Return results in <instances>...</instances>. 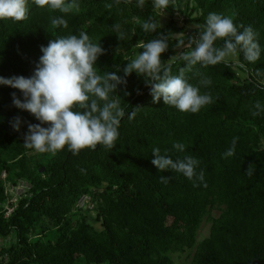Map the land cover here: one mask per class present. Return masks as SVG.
<instances>
[{
	"label": "trees",
	"instance_id": "1",
	"mask_svg": "<svg viewBox=\"0 0 264 264\" xmlns=\"http://www.w3.org/2000/svg\"><path fill=\"white\" fill-rule=\"evenodd\" d=\"M28 7L23 21L0 20V76L5 78L31 76L41 46L81 31L104 49L95 65L100 73L118 71L121 77L126 63L143 51L142 42L158 33L170 35L161 60L175 75L185 65L180 57L194 47L190 37L210 12L251 26L264 48V0H170L164 22L153 0H144L143 7L137 0H79V9L68 13L37 7L32 0ZM58 16L67 21L66 28L53 27L51 20ZM150 17L159 20L158 33L140 28ZM115 24L126 39H117ZM239 62L245 67L237 61L197 64L186 72L193 85L211 81L200 90L213 102L196 114L162 99L153 103L143 76L123 77L126 85L113 93L125 111L116 144L76 155L66 146L55 154L25 148L27 125L39 122L12 104V93L22 99L19 90L0 86V238L14 235L0 264H174L170 254L186 250H193L190 264H264V114L251 115L256 102L264 104V52L255 63L243 61L242 54ZM131 112L136 114L129 120ZM16 117L19 131L11 126ZM233 137H238L235 155L222 158ZM174 141L186 145L185 153L172 149ZM154 147L169 150L173 159L196 158L206 187L193 186L174 171L159 172L151 164ZM33 154L38 158L30 159ZM250 164L252 176L245 174ZM161 175L171 177L169 183H162ZM19 180L29 183V195L5 218L4 184ZM83 195L97 202L94 217L76 208ZM214 208L220 212L212 217ZM204 219L209 233L197 242Z\"/></svg>",
	"mask_w": 264,
	"mask_h": 264
},
{
	"label": "clouds",
	"instance_id": "2",
	"mask_svg": "<svg viewBox=\"0 0 264 264\" xmlns=\"http://www.w3.org/2000/svg\"><path fill=\"white\" fill-rule=\"evenodd\" d=\"M30 0H0V20L20 22L27 19ZM37 7L58 10L68 13L79 9V0H32ZM170 0H153V7L161 13L168 8ZM144 0H137V6L143 7ZM53 27H67L62 17L51 20ZM144 32H156L161 28L159 20L151 17L140 22ZM118 40L126 39L127 33L120 24L113 25ZM257 33L251 26L234 23L232 16L215 12L207 14L203 25L195 37H190L194 47L180 57L185 62L177 74H171V66L162 63L161 54L168 49L170 35L157 34V37L142 42L139 51L123 67V77L131 73L143 76L146 85H150L153 103L162 99L163 104L174 107L180 112L196 114L204 106L213 102L201 87H207L211 81L204 78L197 85L189 83L186 72L194 66H214L220 63L237 61L242 54L243 61L255 63L261 58L264 48L257 40ZM222 41V43H217ZM183 41H178L180 46ZM42 53L31 76H0V86L17 89L22 99L12 93V104L20 110L30 113L39 123L28 124L24 135V147L39 153H52L67 147L73 155L85 148L95 149L103 145L109 149L116 144L119 127L125 111L120 99L114 95L118 85H126L127 81L117 74L118 71L103 72L97 69L96 61L104 54V49L93 41L89 35L81 31L78 35L59 36L40 47ZM120 71V70H119ZM264 86V81H260ZM127 94V93H126ZM251 115L264 114V104L259 101L253 106ZM135 112L128 114L131 120ZM21 120L14 118L12 128L19 131ZM46 125V126H43ZM238 137H233L230 147L222 153V158L235 155ZM172 149L185 153L186 145L174 141ZM151 164L159 172L174 171L182 174L196 186L204 183L203 171L197 172L198 160L185 154L182 158L173 159L169 150L152 148ZM254 166L249 165L246 175H253ZM162 183H169L171 177L161 175Z\"/></svg>",
	"mask_w": 264,
	"mask_h": 264
},
{
	"label": "rangeland",
	"instance_id": "3",
	"mask_svg": "<svg viewBox=\"0 0 264 264\" xmlns=\"http://www.w3.org/2000/svg\"><path fill=\"white\" fill-rule=\"evenodd\" d=\"M182 15H176L175 18L176 20L180 21ZM160 17H161V21L164 22L167 17H168V13L163 11V13L160 12ZM189 26H193V23H189ZM181 34H175V37H181ZM229 62H236V61H232L230 60ZM39 155L37 154H33L30 157V159H35L38 158ZM97 202L96 201H92L91 199H88V201L85 203V205L81 208L82 211H88L91 217H94V212L93 209L96 206ZM220 210L217 208H214L210 211V216L215 217L219 214ZM94 227L96 229L99 228L98 223L92 222ZM209 227H210V223L207 220H203L198 231H197V236H196V241L199 242L201 241L203 238L208 236L209 233ZM14 241V235L13 233L10 234L9 236L5 237V238H0V261L2 259H4V253L2 252V250L6 247H8L10 245V243H12ZM193 254V250H186L183 253H172L170 254V257L172 259V261L174 262V264H190L191 261V257Z\"/></svg>",
	"mask_w": 264,
	"mask_h": 264
},
{
	"label": "built area",
	"instance_id": "4",
	"mask_svg": "<svg viewBox=\"0 0 264 264\" xmlns=\"http://www.w3.org/2000/svg\"><path fill=\"white\" fill-rule=\"evenodd\" d=\"M180 20H182V18ZM1 177L4 179L5 173H2ZM4 187H5L6 201L4 203L3 210H4V217L7 218L15 209L16 203L20 199L25 198L29 195L30 185L29 183L23 180H19L15 184L5 182ZM88 199H89L88 196L83 195L76 203V208L81 209L88 201Z\"/></svg>",
	"mask_w": 264,
	"mask_h": 264
}]
</instances>
